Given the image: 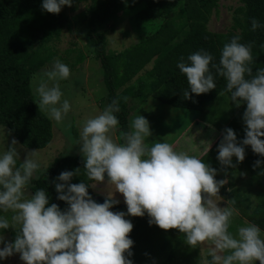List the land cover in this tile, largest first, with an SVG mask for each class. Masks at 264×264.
<instances>
[{
	"label": "clouds",
	"instance_id": "clouds-1",
	"mask_svg": "<svg viewBox=\"0 0 264 264\" xmlns=\"http://www.w3.org/2000/svg\"><path fill=\"white\" fill-rule=\"evenodd\" d=\"M73 0H43L42 9L58 14L62 6L72 5ZM252 30L260 27L259 21L251 20ZM239 34L232 37L221 51L219 64H212L216 74L226 79V91L231 101L239 107L246 103L243 120L246 136L237 144L236 133L226 128L218 145L217 159L223 166H232V157L238 162L245 159V148L264 157V68L253 75L252 44L240 43ZM188 63L178 64L186 75L191 93L200 95L216 89L210 63L214 57L200 50L188 56ZM70 76V68L56 60L50 70L39 77L36 92L40 97L38 109H43L51 119L62 122L70 110L68 100H63L60 80ZM34 79L36 77L34 76ZM49 81L53 82L49 86ZM183 92L185 99L190 93ZM117 100L98 116L87 119L80 133V152L89 180L105 181L114 186L103 203H97L89 194L85 182L68 183L75 171H63L55 183L58 199L67 202L64 211L56 203L49 205L44 188L37 189L30 198L25 190L40 167L30 155L17 167L18 153L12 146L0 155V210L14 213L11 222L0 216V229L16 228L14 242L5 243L0 235V259L20 254L25 264H133L127 258L132 255L133 229L125 212L110 210L119 200L114 192L123 195L127 215L150 217L149 224L163 230L178 229L185 234L190 247L210 241V261L205 264H264V239L256 224L239 227L237 235L229 232L234 209L220 207L213 200L226 180L215 179L217 169L210 167L197 156L174 150L168 142H155L152 146L145 138L152 132L147 118L139 115L131 122V131L122 134L124 143H117L112 135L119 124L113 114L118 112ZM120 139V138H118ZM36 151L31 152L34 156ZM30 154V153H29ZM257 160L253 167L259 166Z\"/></svg>",
	"mask_w": 264,
	"mask_h": 264
},
{
	"label": "trees",
	"instance_id": "trees-1",
	"mask_svg": "<svg viewBox=\"0 0 264 264\" xmlns=\"http://www.w3.org/2000/svg\"><path fill=\"white\" fill-rule=\"evenodd\" d=\"M234 1L232 24L224 32L209 31L206 25L211 12L217 9L219 0L89 1L86 6L87 45L92 48L93 55L100 61L103 70L107 107L113 100L118 101L120 110L113 114L119 120L117 129L120 143H124L122 134L129 131L128 114L135 99L145 101L151 98L176 108L196 110L205 120L212 121L213 103L215 100H223L217 98L219 94L230 95L226 91V79L216 74L212 64H219L223 46L230 43L237 34L241 37L240 43L252 44L253 61L250 66L253 68V75L256 69L264 68V0ZM42 3L43 0H0V125L7 127L18 142L28 148H42L52 138L51 120L38 109V103L31 92V76L53 60L57 54L54 45L59 42L63 30L70 31L73 25L62 8L58 14H53L43 10ZM121 13L134 21L133 25L137 30L133 32L137 33L138 38L122 50L108 53L106 39L100 27L117 19ZM253 18L260 24L255 31L251 25ZM185 42H190L191 46L190 51L183 54V49L188 45L184 46ZM200 50L207 51L214 57L209 67L216 89L196 95L188 89L186 75L180 71L178 64L181 58L188 63V56ZM186 89L190 93L189 99L183 96ZM245 109V102L236 109L222 108L224 115L217 116L213 121L221 131L233 129L238 145L242 144L246 136L243 120ZM224 130L215 144L221 143ZM243 147L245 159L238 162L235 157L237 170L243 169L248 173L246 183L256 184L258 188L253 191L238 188L231 181L230 190L223 194L241 217L264 231V157L254 153L250 145ZM214 149L212 146L206 151L211 154L208 155L213 162L210 167L225 171V166L217 159L218 152ZM205 156L206 154L202 157ZM257 160L261 164L253 167ZM20 163L22 162L17 160L18 166ZM76 169L78 175H74L68 183L83 181L90 185L94 182L87 178L84 159L63 155L56 157L39 176L32 178L28 185L30 195L37 189L44 188L49 198L48 206L56 203L62 211L66 210L69 207L67 202L57 198L55 183L62 182L56 178L63 171ZM88 191L97 203L104 202L106 196L93 191L91 186ZM250 196L255 198L253 205ZM110 210L125 212V219L133 224L129 233L134 242L131 247L132 255L125 253L133 264L142 262L146 254L164 256L155 264H170L183 245L182 255L186 258L184 254L189 253L191 257L187 260L191 262L194 251L185 242V234L178 229L163 230L156 224L150 225L147 213L143 217L127 215L126 204L120 202ZM231 229L229 226V232ZM16 231H19V225L16 228L10 226L8 229H0V235L8 233L10 241L14 242Z\"/></svg>",
	"mask_w": 264,
	"mask_h": 264
},
{
	"label": "rangeland",
	"instance_id": "rangeland-1",
	"mask_svg": "<svg viewBox=\"0 0 264 264\" xmlns=\"http://www.w3.org/2000/svg\"><path fill=\"white\" fill-rule=\"evenodd\" d=\"M90 0H73L72 5H64L62 9L66 15L72 20L73 25L71 30L64 29L60 40L54 45L57 54L53 60L40 68L30 79V89L36 99L38 105L40 97L36 92V87L39 84V77L47 70H50L56 60L66 64L70 68V76L67 79L60 80L59 85L63 93L61 103L63 100H68L70 110L64 116L62 122L57 123L54 119L49 117V114L40 109L50 120L52 124V138L49 143L42 148H28L18 142L14 135L7 129V127L0 125V155L6 152L9 146H12V140L15 139L18 161H23L30 155V158L36 160L40 167L34 172L33 177H37L40 173L56 158L63 155H73L84 159L80 152V133L84 122L89 118H94L101 114L106 108V87L103 82V70L100 61L93 55L92 48L87 45V15L86 6ZM235 6L234 0H219L217 9H214L209 15L206 23L207 29L213 32H224L228 30L232 22V11ZM134 21L129 19L124 13L119 14L117 19H113L104 23L100 28L106 39V51L108 53L117 52L128 46L132 41L138 38L137 33L133 31L137 28L133 25ZM144 33V31H141ZM189 40V38L187 39ZM183 49L184 53L190 51V42ZM34 76L36 79H34ZM53 82L49 81V86ZM217 98H223L222 102L216 101L213 103L212 121L205 120L203 115L196 110L181 109L171 105L162 104L149 98L145 101L135 99L132 101V109L128 114V127L131 131L130 125L134 118L143 115L147 118L150 124L152 135L145 138V143L152 146L155 142H168L174 146V150L178 152H185L192 156L201 158L204 162L212 165L211 155L206 151L214 146L218 152V143L213 145L224 129L219 130L213 123L217 116L224 115L223 109H236L237 106L234 101H231L230 95L219 94ZM223 104V105H220ZM218 120V119H217ZM216 121V120H215ZM113 139L120 143L118 129L110 133ZM119 134V135H118ZM35 152L34 156L31 152ZM30 153V154H29ZM206 156L203 158L202 156ZM215 155V154H213ZM213 157V156H212ZM210 159V160H207ZM214 160V159H213ZM216 160V159H215ZM232 164L237 165L235 156L232 157ZM17 167L18 164L16 165ZM232 167V166H225ZM232 176V177H231ZM249 174L241 170L237 174L232 172L223 173L221 171L216 173L215 179L226 180L227 182L220 188L218 195L213 197V200L218 203L220 207H230L234 209V215L231 218L230 225L232 229L230 233L237 235L239 227H245L251 224L245 218L241 217L239 211L234 208L228 199L223 194L224 191L230 190L229 183L232 181L238 188H246L255 190L256 184L246 183ZM92 182L90 185H95ZM91 189L99 194L107 197L108 192L114 190V186L108 185V180L99 182ZM30 192L25 190V198H30ZM252 205L255 203L254 196H250ZM114 199L124 202L123 195L119 192H114ZM14 213L9 210L4 212L0 210V216L7 217L11 222V216ZM5 243H11L9 234H1ZM261 238L264 239V231L261 230ZM4 243H0V248H3ZM181 250L177 252L174 260L170 264H205L210 261L208 254L209 248L212 247L210 241L199 244L197 247H190L194 251V256L191 262L187 258L191 257L189 253H185L183 257ZM187 252V251H186ZM189 255V256H188ZM162 256H153L152 254L144 255V260L139 264H155L163 259ZM0 264H25L20 259V254H13L5 259H0ZM255 264H260L256 261Z\"/></svg>",
	"mask_w": 264,
	"mask_h": 264
},
{
	"label": "crops",
	"instance_id": "crops-1",
	"mask_svg": "<svg viewBox=\"0 0 264 264\" xmlns=\"http://www.w3.org/2000/svg\"><path fill=\"white\" fill-rule=\"evenodd\" d=\"M214 144H215V143H214ZM214 144H213V145H214ZM210 148H211V147H210ZM210 148H209V149H210ZM209 149H208V150H209ZM208 150H207V151H208ZM238 169H239V168H238ZM223 170H225V171H221V172H223V173H226V172H229V173H230V172H232V173H234V174H235V173L237 174L238 172H240V171L243 170V169H239V170H237L236 165H234V167H223ZM217 172H219V171H217ZM245 173H246V172H245Z\"/></svg>",
	"mask_w": 264,
	"mask_h": 264
}]
</instances>
